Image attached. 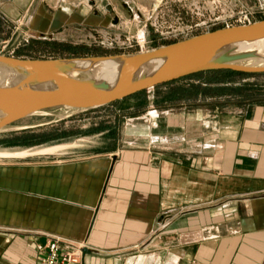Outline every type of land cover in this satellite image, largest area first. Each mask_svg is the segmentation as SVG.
Returning <instances> with one entry per match:
<instances>
[{
    "label": "crops",
    "instance_id": "crops-1",
    "mask_svg": "<svg viewBox=\"0 0 264 264\" xmlns=\"http://www.w3.org/2000/svg\"><path fill=\"white\" fill-rule=\"evenodd\" d=\"M81 6L56 27L96 24ZM156 121L142 149L1 160L0 264H40L46 234L86 242L75 264H264V107Z\"/></svg>",
    "mask_w": 264,
    "mask_h": 264
},
{
    "label": "rangeland",
    "instance_id": "rangeland-1",
    "mask_svg": "<svg viewBox=\"0 0 264 264\" xmlns=\"http://www.w3.org/2000/svg\"><path fill=\"white\" fill-rule=\"evenodd\" d=\"M63 1L79 10L82 5L98 21L71 25L54 35L51 30L38 31L37 25L46 14L42 3L52 16ZM262 20L264 0H0V54L61 60L134 55L209 30ZM261 63L263 60L255 56L235 62ZM73 77L91 79L86 72ZM9 80L10 72L0 67V84ZM211 80L219 82L205 84ZM257 106L264 107V73L184 78L95 109L58 107L28 115L0 130V154H16L1 156L0 161L41 162L59 154L68 157L142 149L147 144L141 136L147 133V121L156 125V120L198 111L212 119ZM158 129L154 128V135Z\"/></svg>",
    "mask_w": 264,
    "mask_h": 264
},
{
    "label": "water",
    "instance_id": "water-1",
    "mask_svg": "<svg viewBox=\"0 0 264 264\" xmlns=\"http://www.w3.org/2000/svg\"><path fill=\"white\" fill-rule=\"evenodd\" d=\"M262 40L264 20L224 26L152 51L121 56L126 57L125 65L112 87L68 74L74 67L70 62L73 59H22L0 54V67L19 74L15 83L0 84V130L43 110L58 107L95 109L199 72L229 69L264 73V67L235 64L243 57L229 56V52L224 51L238 43ZM101 58L106 57L95 60ZM158 58L165 61L162 67L152 74L139 75L144 66ZM110 174L111 170L108 176ZM90 253L91 249L86 248L83 256Z\"/></svg>",
    "mask_w": 264,
    "mask_h": 264
},
{
    "label": "bare ground",
    "instance_id": "bare-ground-1",
    "mask_svg": "<svg viewBox=\"0 0 264 264\" xmlns=\"http://www.w3.org/2000/svg\"><path fill=\"white\" fill-rule=\"evenodd\" d=\"M236 50L234 53L229 52V56H241V57H258L261 58L264 62V40L262 41H254L252 43H238V45L232 46ZM230 47V48H232ZM126 57L121 56H111L101 59H90V58H83V59H73L70 62L74 64L72 70L69 71L68 74L74 76L77 73L86 72L89 74V77L95 83H105L112 87L119 79V75L124 68ZM165 63L163 58L154 59L153 62L149 63L148 65L144 66L140 70V74L142 73H149L152 74L154 71L158 70L160 67L163 66ZM246 66H258L264 67V63L258 65L247 64ZM11 74V80L8 81V85H11L17 81L19 74L12 70L9 71ZM2 114H0L1 118ZM47 150H43L46 152ZM41 152V153H43ZM16 155V154H15ZM11 153H1V156L5 157H12L15 156Z\"/></svg>",
    "mask_w": 264,
    "mask_h": 264
},
{
    "label": "built area",
    "instance_id": "built-area-1",
    "mask_svg": "<svg viewBox=\"0 0 264 264\" xmlns=\"http://www.w3.org/2000/svg\"><path fill=\"white\" fill-rule=\"evenodd\" d=\"M46 243L38 244L40 264H75L80 263L84 249L90 247L86 242L71 240L56 234H46Z\"/></svg>",
    "mask_w": 264,
    "mask_h": 264
},
{
    "label": "trees",
    "instance_id": "trees-1",
    "mask_svg": "<svg viewBox=\"0 0 264 264\" xmlns=\"http://www.w3.org/2000/svg\"><path fill=\"white\" fill-rule=\"evenodd\" d=\"M211 73H230V74H234V75H239V74H249V73H244V72H236V71H233V70H229V69H225V70H211V71H205V72H199L195 75H190V76H186V77H183L181 79H178V80H174V81H171L167 84H162V85H159V86H156L157 87H160V86H166V85H169V84H172V83H175V82H178V81H181L183 80L184 78H197L201 75H205V74H211ZM219 81L218 80H211L209 82H205L206 85H211V83H218ZM147 90H143V91H140V93H137V94H134L132 96H129V97H136V96H140L141 94L145 93ZM201 93V92H200ZM127 97V98H129ZM125 100V99H123ZM121 101V100H120ZM116 102H119V101H116ZM116 102H113V103H116Z\"/></svg>",
    "mask_w": 264,
    "mask_h": 264
},
{
    "label": "flooded vegetation",
    "instance_id": "flooded-vegetation-1",
    "mask_svg": "<svg viewBox=\"0 0 264 264\" xmlns=\"http://www.w3.org/2000/svg\"><path fill=\"white\" fill-rule=\"evenodd\" d=\"M46 22H48V25ZM68 26H71V25H68ZM68 26L67 27H56V24L53 19V15L49 17V15L43 14L42 19H40L37 25V30L38 31L42 29H44L45 31L51 30L52 34L54 35L55 32L64 31V28H68Z\"/></svg>",
    "mask_w": 264,
    "mask_h": 264
}]
</instances>
